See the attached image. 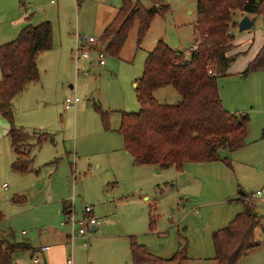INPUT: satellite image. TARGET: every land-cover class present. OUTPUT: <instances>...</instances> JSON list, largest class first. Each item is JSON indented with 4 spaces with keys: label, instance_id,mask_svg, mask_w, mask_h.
I'll use <instances>...</instances> for the list:
<instances>
[{
    "label": "rangeland",
    "instance_id": "1",
    "mask_svg": "<svg viewBox=\"0 0 264 264\" xmlns=\"http://www.w3.org/2000/svg\"><path fill=\"white\" fill-rule=\"evenodd\" d=\"M129 1L144 8L154 4ZM155 2L164 11L152 16L141 38L135 19L117 54L104 53V65H99L92 51L75 59L77 38L93 36L104 45L101 32L121 0H0V44L14 39L23 27L20 21L11 31V13L18 16L24 10L46 17L51 26L50 48L37 54L38 79L7 102L0 81L2 246L6 241L50 243L68 232L59 224L66 219L63 204L79 218L80 205L87 203L99 220L97 228L71 245L64 241L62 264L66 259L71 264H133L131 240L163 264H175L170 257L177 252L184 256L179 264H215L212 234L242 210L240 196L245 193L259 219L252 234L259 245L235 264L264 262V193L254 195L264 188L263 171L258 170L264 163V70L245 76L232 71L217 78L223 107L248 116L244 143L220 150L219 159L184 163L177 170L173 165L136 164L123 149L117 128L122 113L139 109L134 88L147 53L158 40L184 54L193 44L195 0ZM230 31L235 43L228 53L245 39L237 27ZM259 31L264 34V18L255 15L250 32L257 36ZM233 53H238L231 65L235 69L240 53ZM75 96V106L65 108V98ZM153 96L163 104L181 100L171 86L154 90ZM1 109L9 111V119ZM10 126L27 135L31 164L26 171L11 168L16 155L7 135Z\"/></svg>",
    "mask_w": 264,
    "mask_h": 264
},
{
    "label": "trees",
    "instance_id": "2",
    "mask_svg": "<svg viewBox=\"0 0 264 264\" xmlns=\"http://www.w3.org/2000/svg\"><path fill=\"white\" fill-rule=\"evenodd\" d=\"M153 1V6L144 8L138 3L121 0V6L100 35L105 42L106 54H117L135 19L138 21V40L141 38L152 16L164 11L163 5L157 7ZM236 10L264 15V0H195L192 25V46L195 48L186 56L181 50L176 52L158 40L147 53L134 88L139 109L135 113H122L117 128L123 149L134 163L158 167L173 165L181 170L184 163L214 161L219 159L220 150L230 151L244 143L248 116L227 111L217 86V78L225 74L238 54H227L233 38L230 27L236 23ZM50 45L49 21L27 23L14 39L0 44V81L6 102L20 93L27 83L38 79L36 55L48 50ZM259 70H264V41L241 75ZM166 86L175 89L181 98L179 102L163 104L155 100L153 91ZM1 111L9 119V111ZM7 135L16 155L11 168L21 172L28 170L31 159L27 158V135L21 128L13 126L8 128ZM246 198L242 193V210L212 234L215 264H235L240 256L259 245V241L252 238L259 219L254 204ZM26 248H29L26 242L6 241L5 246L0 247V264H12L14 252ZM130 254L133 264H163L162 259L151 255L133 240ZM170 259L179 264L184 256L177 252Z\"/></svg>",
    "mask_w": 264,
    "mask_h": 264
},
{
    "label": "crops",
    "instance_id": "3",
    "mask_svg": "<svg viewBox=\"0 0 264 264\" xmlns=\"http://www.w3.org/2000/svg\"><path fill=\"white\" fill-rule=\"evenodd\" d=\"M35 1L36 2H40L41 0H35ZM27 2L29 3L30 1H27ZM42 11H44V9ZM26 12L27 11L20 10V13L18 14V16H17V12L10 14V25H11V28H12L11 31H13V26H21L22 25V23L20 25H17V23L20 22V21H23V26L25 24H27V23H30V22H33L31 24H36V23H39L41 21H48V20H44V18H46V17H42V16H39V15H36V14H34L33 16L32 15H29V18H26V16H27V13ZM238 13H239V18H238V20L236 21V23L234 25L235 27H237V31H239L238 30L237 23L242 18V16H244V15H247L250 18V20H251V26L247 30L239 31L241 33H245V39L243 40V43L241 44V47H237V45H236V47L233 49V51H231L230 53L227 52V54H232V52L238 51L240 53L239 54L240 56L238 55L239 58L237 57L238 58L237 64H234V65H236V68L235 69L232 68V66H231V65H233V62H232L229 65V67L227 68L224 76L227 73L232 72V71H238V70H241L242 71V69L245 67V65L255 56V54L257 53L258 49L261 47V45H262V43L264 41V34L262 35L260 31L257 34V36H255L254 34H252L250 32V29L253 26V20H254V16L255 15L248 14V13H244L242 11H239ZM262 16L264 18V15H262ZM9 28H8V30H9ZM230 33H231V35L233 37V34H232L231 31H230ZM234 43H235V41L232 38L231 44H234ZM174 49H177V48H174ZM187 54L188 53H186L184 55L187 56ZM37 56L38 55H36V60H37ZM221 76H223V75H221ZM261 169L263 171V173L261 175V180L263 181V179H264V163H263V161H261L258 164V170H261ZM1 190L2 189H1V186H0V191ZM67 207H68V204H65L64 203L63 204V207H62L63 214H64V210L67 209ZM63 208H65V209L63 210ZM92 212H93V210H92ZM96 228H97V226H92L88 230H95ZM21 233H24V231L23 232L21 231ZM66 235H67V232L66 233L64 232L62 234V236H58V237H56L53 240L51 239V242L50 243H46L50 239L45 240L46 242L43 240V242H45V243H43L40 246H33L30 243H27L26 242L28 244L29 248H26V249H17L14 252V255H13L14 257H13V260L12 261L13 262H16L17 264H31V260H30L31 255L32 254H37V255H39V259H40L39 264H62L61 263V258H63V254H64L63 246H65L64 245V241L66 240ZM80 238L81 239H85V238H82V237H80ZM42 246H48V249L42 250L41 249ZM24 254H26V256H24L25 259H23V258L20 257V256H23Z\"/></svg>",
    "mask_w": 264,
    "mask_h": 264
},
{
    "label": "built area",
    "instance_id": "4",
    "mask_svg": "<svg viewBox=\"0 0 264 264\" xmlns=\"http://www.w3.org/2000/svg\"><path fill=\"white\" fill-rule=\"evenodd\" d=\"M194 48L195 46H191L190 50H193ZM90 51L95 53V58L97 60V63L99 65H104V53H105L104 45H101L98 38H95L93 36H86V35L78 36L74 49L75 59L78 57L87 58ZM77 101L78 98L76 96L73 98H65L64 107L65 108L73 107L75 106ZM263 192H264V188L263 190L260 189L256 190L254 192V195L260 196ZM246 199H248V197ZM80 209H81L80 217L75 218L73 209L68 205L67 209L64 210V215L66 216V219L59 222L61 226H67L69 228L66 235V240L70 245L72 244L73 240L76 237H84L90 227L96 226L99 223L98 218L94 217V214L92 212L93 208L91 205L87 203H82L80 205ZM41 249L46 250L48 249V246H42ZM30 260H31V264H39L40 262L39 255L32 254ZM12 264H17V263L12 262ZM66 264H71L70 259H66Z\"/></svg>",
    "mask_w": 264,
    "mask_h": 264
},
{
    "label": "water",
    "instance_id": "5",
    "mask_svg": "<svg viewBox=\"0 0 264 264\" xmlns=\"http://www.w3.org/2000/svg\"><path fill=\"white\" fill-rule=\"evenodd\" d=\"M237 26L239 31L249 29L251 26L250 18L247 15L242 16V18L238 21ZM175 51L177 52L179 49H175Z\"/></svg>",
    "mask_w": 264,
    "mask_h": 264
}]
</instances>
